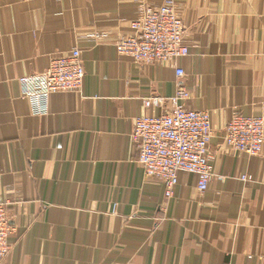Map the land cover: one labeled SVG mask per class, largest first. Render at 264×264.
<instances>
[{"label":"crops","instance_id":"obj_1","mask_svg":"<svg viewBox=\"0 0 264 264\" xmlns=\"http://www.w3.org/2000/svg\"><path fill=\"white\" fill-rule=\"evenodd\" d=\"M166 1L0 0V203L15 230L0 264H264V148L249 156L223 139L235 115L264 114V0H176L190 55L120 58L117 39ZM75 48L83 91L33 116L19 79ZM176 66L187 106L211 115L215 175L201 193L181 173L167 199L132 134L137 117L170 112ZM152 97L166 102L146 108Z\"/></svg>","mask_w":264,"mask_h":264},{"label":"built area","instance_id":"obj_2","mask_svg":"<svg viewBox=\"0 0 264 264\" xmlns=\"http://www.w3.org/2000/svg\"><path fill=\"white\" fill-rule=\"evenodd\" d=\"M167 0L159 9L147 8L141 19L131 23V34L117 39L115 48L120 58L143 65L166 66L190 55L185 43L186 27L176 5ZM186 73L176 66V89L168 99L170 112L143 115L134 120L132 139L139 150L138 163L147 179L161 180L166 186V198L174 196L179 174L197 178L198 189L205 193L214 178L213 155L210 152L213 128L207 111L191 109L187 102L190 91L182 84ZM86 71L82 53L75 48L51 58L49 67L36 75L21 77L23 99L33 116H46L50 99L61 93H81ZM166 99L147 98L146 108H158ZM264 109V99L262 101ZM225 144L236 153L259 156L264 148V114H237L224 129ZM252 182V177H242ZM15 232L10 224L7 204L0 203V263L9 255L10 236Z\"/></svg>","mask_w":264,"mask_h":264}]
</instances>
